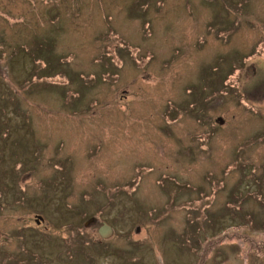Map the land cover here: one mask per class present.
<instances>
[{
	"label": "rangeland",
	"instance_id": "374dc122",
	"mask_svg": "<svg viewBox=\"0 0 264 264\" xmlns=\"http://www.w3.org/2000/svg\"><path fill=\"white\" fill-rule=\"evenodd\" d=\"M0 264H264V0H0Z\"/></svg>",
	"mask_w": 264,
	"mask_h": 264
},
{
	"label": "water",
	"instance_id": "95a60500",
	"mask_svg": "<svg viewBox=\"0 0 264 264\" xmlns=\"http://www.w3.org/2000/svg\"><path fill=\"white\" fill-rule=\"evenodd\" d=\"M219 124H223L224 121L222 118L216 120ZM38 221H42L41 217H37ZM37 221V222H38ZM113 233V229L104 223L98 230V234L102 239H108Z\"/></svg>",
	"mask_w": 264,
	"mask_h": 264
}]
</instances>
